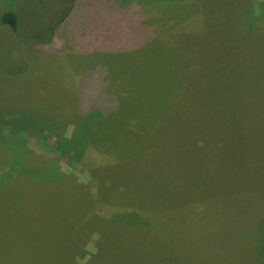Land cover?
<instances>
[{
	"label": "rangeland",
	"instance_id": "374dc122",
	"mask_svg": "<svg viewBox=\"0 0 264 264\" xmlns=\"http://www.w3.org/2000/svg\"><path fill=\"white\" fill-rule=\"evenodd\" d=\"M71 1L13 0L19 37L8 27L0 28V264H199L198 252L212 255L216 245L236 248L239 255L237 245L243 242L235 232H262L264 239V0H88V15L71 14L51 44H44L42 37L48 36ZM135 3L144 8L151 24L163 26L157 28L158 36H166L170 3L178 7L193 3L197 13H184L179 30L191 32L212 24L211 42H226L228 47L216 57L212 72L195 69L186 74V102L176 104L179 117L167 121L176 125L162 131L161 159L150 169L148 150L140 177H134L139 181L132 175L131 186L117 199L127 201L123 207L115 199L111 205L105 201L108 191L116 190L112 182L109 187L101 175H89L90 166H98L92 162L96 157L110 167L116 157L100 152L98 139L89 145L94 128L85 135L80 130L82 117L74 109L82 97L92 105L89 93L98 85L91 78L103 74L107 60L111 63L98 41L104 43L109 34L107 43L119 48L125 31L119 12ZM170 24L176 25L174 20ZM86 25L93 34L87 33ZM89 37H97V42ZM126 40L130 48L114 53L124 62L134 51L133 36L127 34ZM189 40L196 41L197 35L182 39ZM108 63L112 84L116 67ZM190 89L194 91L189 95ZM223 90L225 95H220ZM225 110L232 111L227 122L220 114ZM90 121L88 125L95 122ZM198 127L204 145L191 147ZM62 136L85 145L86 162L72 170L75 182L42 183L51 184L44 192L35 184L30 187L21 179L22 171L39 170L56 152L57 159L49 165L70 172L69 159L61 157L68 148ZM167 142L173 143L172 151ZM11 153L24 155L23 160L16 161ZM90 153L93 159L87 162ZM134 199L140 208H134ZM130 210L140 223L116 222L119 213ZM105 213L108 221L101 218ZM133 219L128 216L123 222ZM91 235L89 244L96 252L85 258V242ZM223 257L229 259L227 249Z\"/></svg>",
	"mask_w": 264,
	"mask_h": 264
},
{
	"label": "trees",
	"instance_id": "16d2710c",
	"mask_svg": "<svg viewBox=\"0 0 264 264\" xmlns=\"http://www.w3.org/2000/svg\"><path fill=\"white\" fill-rule=\"evenodd\" d=\"M137 4L138 3H135L134 6ZM190 4L191 3H188L184 7L181 5L180 7L175 6L174 3L168 5V9L166 10V25L164 26L166 36L157 35V28L163 29V26L160 27L159 24H151V19H147L143 7L130 6L129 8H124L118 15L124 22V27H122V29L125 30L123 32L124 37L120 39L121 45L119 48L116 49L114 44L107 43L109 34L103 35L105 40L104 43L98 41L97 45L102 46L104 49L102 52L109 55L111 63H108L109 60L107 59L105 63L116 67V70L112 72H115L117 76L115 81L111 84L109 70L107 65L104 64L106 68L103 74L98 76L93 75L91 78L98 85L97 90H95L93 86L89 93L90 99L93 101L92 105L89 106L86 100L81 96V101L78 99L77 108L74 109V113L82 117L81 120H83V122H81L82 125L80 130L82 132L84 131V134L88 132L90 128H94L91 133L88 132L90 133L88 137L89 145H92V140L98 139L102 142L100 152L104 154H114L116 157L111 167L105 163L106 160L101 162L100 157H96L97 159L95 158L92 161L94 153H90L91 155L87 157V162L92 161L98 164V166L96 165L95 167L90 166L89 175L94 178L101 175V179L105 181L104 185L111 187L112 182L116 187L115 191H108V198L105 200L108 205H111V200L115 199L116 205L118 201L123 207L127 206V201H120L117 199L123 197V189L131 186L132 175L133 180L135 175L140 177V172L144 169L142 160H145L144 157L150 148L151 152L148 160L150 169L154 168L151 165H155L157 161L161 159L160 156L163 154L165 143V141L161 142L164 139L162 131L167 128L165 127L166 125H176V123H168L167 121L177 119L181 111L177 110L176 104L180 103L181 105V103L186 102V74L195 69H197L198 72L204 69L212 72V68L216 63V57H221L224 50L228 47L226 42H222L221 44H219V42H211L210 31L212 29V24L207 25L206 23L201 27L196 26L198 30L191 29V32H187L186 29L182 31L179 30L182 24L180 18H183L184 13H197L195 4H191L193 7L192 10ZM0 5L2 6L0 28L8 27L15 38L19 37L20 20L16 12L11 8L13 0H0ZM86 5H89L88 0H72L70 6L67 7L63 15L55 23V26L49 30L48 36L42 37L43 43L46 45L51 44L56 35L55 31L64 21L69 18L72 19L71 14L74 13L75 16H79L80 13H84L86 17L88 15L86 12ZM252 14L255 15V11ZM161 19H163V16H161ZM172 20L175 21L176 25L170 24ZM217 24L221 25V23L218 22ZM85 29L89 30V32H87L88 34H91V32L93 34V30L89 25H86ZM127 34L133 36L134 51L131 53L133 55L131 56L130 54L126 62H124L123 58H116L114 53L118 52L120 48H130L126 40ZM120 35L122 36V33ZM193 35H197L196 41H182L183 38ZM90 37L87 39L88 41L93 43L97 42V37L91 39ZM18 43L20 45L22 44L21 41H18ZM79 44L80 46L82 45L81 42ZM24 71L25 68L18 71V73L22 74ZM184 72L186 73L182 79L180 75L184 74ZM203 75L206 77V74ZM206 78L207 81L210 82V77ZM211 78L212 81L215 80V76ZM84 82L86 81L83 80L82 84ZM146 87L157 88V90L153 92L142 91ZM193 91L194 89H190L189 95ZM222 94L225 95V90L221 91L220 95ZM220 114L225 115L224 122H227L229 121L227 117L232 115V111L225 110L224 114ZM220 114H217V116ZM91 118L92 121L95 120V122L88 125V123L91 122ZM244 124H247V122H244ZM203 137L204 135L198 127L192 141H190L191 147L194 145H204ZM167 138L172 137L167 136ZM25 140L26 139L21 142V145H19L20 147L24 148L26 143ZM61 140L64 141L68 147L67 150L61 153V157L64 156V159H66V157L69 159L66 166H68L70 172L68 171L67 174V172L56 171L49 165V163L57 159L56 157H58L59 153L56 152L54 158L48 160L47 164L43 165L39 170L34 172L30 170L22 171L24 173L21 174V179L23 181L26 180L30 187L35 184L38 191L44 192L43 189L51 187V184L42 183H54L59 185L64 182L65 185H69L75 182L72 178V170H75L80 163L83 164L86 162L85 145L84 143L76 145L74 137L65 138L62 136ZM186 142L187 140L184 139L183 143ZM167 144L169 145V151H172L173 143L167 142ZM11 155L16 161L20 162L23 160L22 158L25 155V151L22 156H17L15 153H11ZM97 168L99 172H97ZM11 173L13 172L11 171ZM26 177L28 179H26ZM136 179L137 178H135L134 181H139ZM109 192H111L110 195ZM134 201L137 202L134 208H140L138 206V201L135 199ZM140 205L143 207L141 203ZM130 211L131 212H126L125 214L119 213L116 222H119L121 225H136L138 222L140 223L141 219L137 218L135 214L132 213L133 210ZM145 212L144 210L142 214L145 215ZM106 213L101 216L103 221H108V214ZM128 216H134L130 224L123 222ZM142 218H144V216H142ZM116 227L124 230V227L119 225ZM143 227H141V229H143ZM132 229L133 226L131 227V230ZM122 233L133 234L135 232ZM226 233L227 232H225V234ZM235 234L242 238V246L237 245L240 252L243 253L242 258L240 257V252L238 255L236 248L216 245L213 247L212 255H209L205 250H200L197 256V262L199 264H205L202 263V261L205 262L208 258L207 264H264V245L262 244L264 239L261 235L262 232H235L234 235ZM237 235L235 237H237ZM93 238L94 235H91L85 242V258L96 252L93 246L89 244V241L92 243ZM220 240L221 238L219 241ZM225 249L229 252V259H224L223 257V251ZM85 258H83L80 263H84Z\"/></svg>",
	"mask_w": 264,
	"mask_h": 264
}]
</instances>
